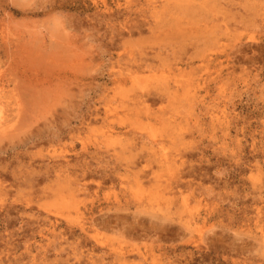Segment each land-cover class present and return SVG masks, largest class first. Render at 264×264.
I'll use <instances>...</instances> for the list:
<instances>
[{
	"label": "rangeland",
	"instance_id": "1",
	"mask_svg": "<svg viewBox=\"0 0 264 264\" xmlns=\"http://www.w3.org/2000/svg\"><path fill=\"white\" fill-rule=\"evenodd\" d=\"M261 243L264 0H0V264Z\"/></svg>",
	"mask_w": 264,
	"mask_h": 264
},
{
	"label": "bare ground",
	"instance_id": "2",
	"mask_svg": "<svg viewBox=\"0 0 264 264\" xmlns=\"http://www.w3.org/2000/svg\"><path fill=\"white\" fill-rule=\"evenodd\" d=\"M143 96H145V95H143ZM143 96H142V98H143ZM128 103V102H127ZM107 114V113H106ZM104 116H106V115H104ZM108 116V115H107ZM188 218V217H187ZM189 226V225H188ZM190 230V229H189ZM261 244H264V243H261ZM261 246H263V245H261Z\"/></svg>",
	"mask_w": 264,
	"mask_h": 264
}]
</instances>
